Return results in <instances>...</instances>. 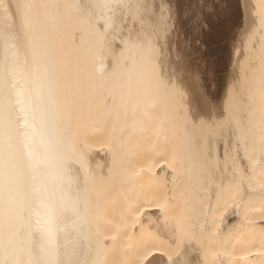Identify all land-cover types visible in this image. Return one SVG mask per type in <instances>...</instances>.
I'll list each match as a JSON object with an SVG mask.
<instances>
[{
  "label": "bare ground",
  "instance_id": "obj_1",
  "mask_svg": "<svg viewBox=\"0 0 264 264\" xmlns=\"http://www.w3.org/2000/svg\"><path fill=\"white\" fill-rule=\"evenodd\" d=\"M147 247L264 264V0H0V264Z\"/></svg>",
  "mask_w": 264,
  "mask_h": 264
},
{
  "label": "rangeland",
  "instance_id": "obj_2",
  "mask_svg": "<svg viewBox=\"0 0 264 264\" xmlns=\"http://www.w3.org/2000/svg\"><path fill=\"white\" fill-rule=\"evenodd\" d=\"M177 26V27H176ZM172 30H174L175 31V33H176V35H175V39H176V41H177V43H178V46H180V43L183 41V44L185 43L186 45H187V43H188V49H189V51H188V58H190V59H193L194 58V61H195V63H196V65H197V67H199V60H198V54L200 53V50H199V44H200V42L199 41H197L196 42V49H194V51H193V49L192 50H190L191 49V42L188 40V38L182 33V31L179 29V27H178V25H175L174 27H173V29ZM181 33V34H180ZM188 41V42H187ZM222 42V43H221ZM191 43V44H190ZM225 43H227V41L226 40H221V41H219L218 43H216V44H214V45H209L208 47H207V49H208V51H210L213 47H215V46H218V45H224ZM226 53H227V51H222L221 53H219V54H212V53H209V55H207V63H208V67H214V68H216V65H215V63H216V61L214 60L216 57H220V56H222V55H226ZM213 55H215V56H213ZM209 56V57H208ZM211 58V59H210ZM197 59V60H196ZM215 62V63H214ZM214 65V66H213ZM224 72L225 71H221L219 74L220 75H222V77H223V74H224ZM209 152V151H208ZM230 164V162L228 163V165ZM209 169H210V171H212V172H214V167H212V166H210L209 167ZM188 193H192V190L190 189V190H188Z\"/></svg>",
  "mask_w": 264,
  "mask_h": 264
},
{
  "label": "snow or ice",
  "instance_id": "obj_3",
  "mask_svg": "<svg viewBox=\"0 0 264 264\" xmlns=\"http://www.w3.org/2000/svg\"><path fill=\"white\" fill-rule=\"evenodd\" d=\"M162 256L166 259L161 260ZM175 256V251H161L157 247H147L139 252L137 264H187V261L174 258Z\"/></svg>",
  "mask_w": 264,
  "mask_h": 264
}]
</instances>
